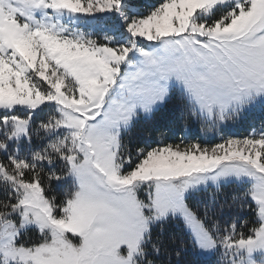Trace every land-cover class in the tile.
<instances>
[{
	"label": "snow or ice",
	"instance_id": "snow-or-ice-1",
	"mask_svg": "<svg viewBox=\"0 0 264 264\" xmlns=\"http://www.w3.org/2000/svg\"><path fill=\"white\" fill-rule=\"evenodd\" d=\"M175 92L206 132L264 108V0H0V264H171L175 224L264 264V127L133 144Z\"/></svg>",
	"mask_w": 264,
	"mask_h": 264
},
{
	"label": "trees",
	"instance_id": "trees-1",
	"mask_svg": "<svg viewBox=\"0 0 264 264\" xmlns=\"http://www.w3.org/2000/svg\"><path fill=\"white\" fill-rule=\"evenodd\" d=\"M156 0H136L137 5L142 10L155 3ZM186 108L180 93H173L172 97L163 108L154 113L150 118L140 119L133 128L130 136L133 144H142L145 141L156 142L158 140H166L167 142H179L181 138L185 141H200L205 143L202 139L201 132L192 130L196 125L201 126L200 121L186 119ZM233 187H225L224 193L230 195ZM200 196H194L190 203L199 206ZM234 213L226 212L222 217L223 220L231 219ZM166 241L175 240V243H169L168 247L174 251L181 247L186 246V250L179 259L172 256L171 264H212L210 259L200 258L191 245V238L185 230L179 225L175 224L165 232Z\"/></svg>",
	"mask_w": 264,
	"mask_h": 264
},
{
	"label": "rangeland",
	"instance_id": "rangeland-1",
	"mask_svg": "<svg viewBox=\"0 0 264 264\" xmlns=\"http://www.w3.org/2000/svg\"><path fill=\"white\" fill-rule=\"evenodd\" d=\"M151 116L149 117L142 116L141 118L146 119V118H150ZM199 125H196L194 128H192V130L198 131V129L200 128L198 132H201L203 141L206 140L205 143L221 142L222 136L225 137L233 136L236 138H241L248 135L253 128L259 131L262 127H264V108L258 106L256 109L247 113L239 122L229 123L228 125H225L223 129H217L216 132L203 131L202 129L204 128V125L203 124L201 126ZM198 256L203 259H209L208 257H204L200 255Z\"/></svg>",
	"mask_w": 264,
	"mask_h": 264
}]
</instances>
